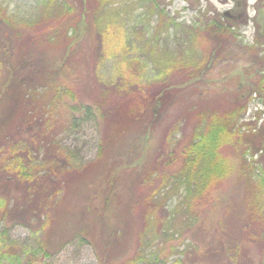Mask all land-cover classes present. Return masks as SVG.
Segmentation results:
<instances>
[{
  "label": "trees",
  "instance_id": "1",
  "mask_svg": "<svg viewBox=\"0 0 264 264\" xmlns=\"http://www.w3.org/2000/svg\"><path fill=\"white\" fill-rule=\"evenodd\" d=\"M78 4L60 0V15L66 16L60 19V41L63 45L74 44V35L81 25L100 41L94 72L101 84V98L95 105L85 104L62 79L59 78L60 86L56 84L58 79L50 80L52 74L46 63L23 58L21 50L18 59L12 61L8 47L13 38L6 28L0 36V264H44V258L55 249L47 234L52 231L51 211L60 190V168H56L79 167L71 155L65 154L68 150L58 138L59 131L77 127L82 120L101 117L102 124L125 134L131 145L139 139L149 140L172 104L176 105L175 119L163 139L168 142L157 159L145 161L138 175L142 201L138 198L136 205L142 209L141 204L145 203V208L136 250L120 260L98 255V264H264V163L254 159V154L264 155V121L261 125L256 122L264 110L256 107L257 120L253 124L243 120L251 97H237L223 105L218 104L223 98L214 97L216 102L209 99L203 103L208 95L202 90L196 93V87H182L194 77L205 79L220 58L222 41L246 47L243 40H237L232 15L225 12L228 22L213 17L187 29V34L170 39L171 28L180 24L176 17L167 16L160 0H79ZM0 17L6 27L11 21L17 23L1 2ZM152 18H156L153 25ZM128 29L136 34L137 43L142 38L152 53L154 75L141 80L138 72L147 66L141 63L135 77L121 73L116 79L101 81L97 71L98 62L105 55V41L110 35H119L134 45ZM259 39L256 37L250 47L264 44V38ZM255 57L264 61V55ZM257 72L252 82L264 90V63ZM49 90L54 91L52 95ZM109 95L116 98L114 103L107 99ZM193 95L198 98L193 99ZM67 99L74 101L66 124L58 113ZM106 101L114 105L104 108ZM80 107L83 115H74ZM24 127L31 132L29 138L22 134ZM228 145H242L243 158L254 159L246 164L240 230L230 233L219 219L214 238L205 247L190 236L189 243L181 248L180 243H175L176 237L184 233L181 223L193 231L201 217H208L214 191L233 170V163L224 154ZM104 146L101 139L100 152ZM19 186L23 192L18 197L15 191ZM16 223L31 227L37 237L34 244L12 237L10 228ZM81 235L84 242L86 238ZM255 245L256 254L251 250Z\"/></svg>",
  "mask_w": 264,
  "mask_h": 264
},
{
  "label": "rangeland",
  "instance_id": "2",
  "mask_svg": "<svg viewBox=\"0 0 264 264\" xmlns=\"http://www.w3.org/2000/svg\"><path fill=\"white\" fill-rule=\"evenodd\" d=\"M160 1L166 7L167 16L176 17L175 20L180 24L171 28L170 39L187 34V29L197 27L213 17L219 18L221 22H228L225 12L232 15L237 40H243L246 47L236 43L227 45L222 41L220 58L206 73L205 79L200 76L194 77L183 83L182 87L188 85L196 87V91L192 90L196 93L202 90L203 94L208 95L203 103L209 99L215 101L214 97L224 99L218 103L219 105L234 101L237 97H251L243 120L261 125L264 113L257 120L256 107L264 110V90L257 89V85L252 81L264 63L263 59L255 57L264 55V44H254L251 47L250 45L256 37L264 38V0ZM0 2L8 16L14 17L17 22L11 21L12 24L6 27L7 24L0 20L2 26L0 36L2 37V31L6 28L13 38L9 45L10 49L8 47L12 61L18 59V52L21 50L20 55L23 58L39 61L40 64L46 63L47 70L52 74L50 80L58 79L59 82L56 84L60 86L62 79L66 86L73 87L76 96L85 104L95 105L96 100L101 98L99 94L101 84L94 72L98 60L95 54L100 45L95 33L94 37L89 35L85 31V25H81L74 35L76 36L74 44L63 45L60 41L59 25L60 19L66 16L60 15V0H0ZM67 2L73 6L79 5V0ZM67 19L69 20V17ZM155 20L156 18H152V25L156 23ZM153 31L151 29V32ZM126 32L128 37L134 39V45H131V41L125 36L119 35H110L105 41V55L98 62L97 71L101 81L116 79L121 73L135 77L137 73L135 71H138L141 63L147 64L145 70L138 72L141 80L154 75V63L150 57L152 53L142 38L138 44L136 34L129 29ZM3 58L1 59L4 66ZM53 92L49 90V95ZM196 98L198 97L193 95V99ZM107 99L113 103L116 100L110 95ZM67 100L68 103L66 105L63 103L58 113L66 124L73 111L70 106L74 101ZM107 102L102 104L104 108L114 105ZM175 106L174 104L170 106L167 117L151 133L149 140L139 139L136 143L131 142V145L125 134L121 135L116 129L113 132L102 124L104 120L102 121L101 117L82 120L77 127L69 126L71 128H66L61 133L59 131L58 138L68 150L65 154L71 155L72 161L76 160L79 167L74 165L76 168L70 169L72 165H62L56 168H60V184L57 187L60 190L54 201L55 207L51 211L54 217L52 231L49 236L47 234V239L53 243L55 249L51 255L44 258L45 261H42L44 264H98V255L105 257L109 255V259L120 260L134 253L140 230L144 225L142 212L145 208V203L141 204L142 209L136 205L142 194L138 175L143 171L145 161L157 159L163 145L166 146L168 141L163 139L168 134L169 125L175 119ZM83 112L80 107L75 110L74 115L82 116ZM27 129V127L23 129L22 134L29 138L31 132ZM101 139L105 141L103 152L99 149ZM160 145L161 149L158 148ZM238 147L240 149L231 145L224 147V154L233 163V170L214 191V202L208 217H201L193 231L188 230L184 222L181 223V228L185 227L184 233L175 239V243H180L181 248L189 243L191 237L195 240L197 238L201 247H205L209 239L214 238L219 219L223 220L226 230L230 233L239 232L244 216L247 187L246 164L254 159L264 163V155L260 157L259 154H254V159L251 156L244 159L242 145ZM41 173L39 177H42ZM15 192L19 197L23 189L19 186ZM10 234L19 242L34 244L37 239L30 226L20 223L11 226ZM81 234L86 238L84 242L80 239ZM251 250L256 254L258 246H253Z\"/></svg>",
  "mask_w": 264,
  "mask_h": 264
}]
</instances>
